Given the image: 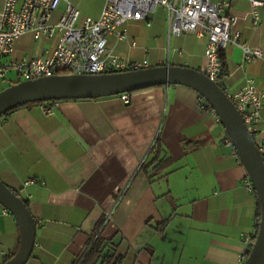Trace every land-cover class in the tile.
<instances>
[{
	"label": "crops",
	"instance_id": "1",
	"mask_svg": "<svg viewBox=\"0 0 264 264\" xmlns=\"http://www.w3.org/2000/svg\"><path fill=\"white\" fill-rule=\"evenodd\" d=\"M4 0H0V8ZM80 20L96 19L106 0H68ZM229 1L241 16L246 0ZM65 8L61 2L50 22ZM253 28L240 20L241 41L264 54V8ZM125 24L128 37H110L106 49L146 67L179 66L203 72L206 39L169 35L165 10ZM55 39L26 34L13 44L16 59L51 52ZM220 80L229 95L252 79L264 92V56L246 61L236 45L224 50ZM14 73L0 92L13 85ZM6 85V86H5ZM182 85L119 96L63 100L44 114L38 103L0 119V181L26 202L35 220L26 264H75L99 236L121 264H243L254 238L259 205L216 115ZM264 145V108L251 133ZM168 159V160H167ZM35 182L24 187L27 180ZM0 206V264L19 245L13 217Z\"/></svg>",
	"mask_w": 264,
	"mask_h": 264
},
{
	"label": "built area",
	"instance_id": "2",
	"mask_svg": "<svg viewBox=\"0 0 264 264\" xmlns=\"http://www.w3.org/2000/svg\"><path fill=\"white\" fill-rule=\"evenodd\" d=\"M246 1L249 8L239 17L230 13L229 1L106 0L98 18L80 20L79 10L68 0H4L0 8V80L9 79L11 73L15 75L13 84H16L59 75V72L97 75L142 69L147 65L145 60L126 62L107 51V41L110 37L127 39V22L142 21L149 26V16L157 8H163L170 36L192 34L206 39L203 73L218 84L222 71L219 52L228 45L238 46L246 61L264 56L260 48H251L241 41V32L237 28L240 20L248 21L253 28L259 26V10L264 8V0ZM61 2L65 3L63 13L55 23H51V17ZM26 34L32 35L35 40L55 39L53 50L39 57L14 58L13 44ZM227 96L251 134L264 108V92L252 79H248L241 90ZM119 97L124 104L130 102V94ZM197 101L202 110L214 113L203 97L198 95ZM52 103H40L41 111L50 114ZM225 144L231 145L228 138ZM258 150L264 158V145H260ZM233 152L238 158L235 150ZM34 182L33 179L27 180L23 186ZM245 183L246 189H253L248 177ZM3 212L8 213L6 210ZM253 240L247 235L244 237L245 244L250 248Z\"/></svg>",
	"mask_w": 264,
	"mask_h": 264
},
{
	"label": "water",
	"instance_id": "3",
	"mask_svg": "<svg viewBox=\"0 0 264 264\" xmlns=\"http://www.w3.org/2000/svg\"><path fill=\"white\" fill-rule=\"evenodd\" d=\"M169 85L186 86L203 97L230 140L259 205L257 231L243 264H264V158L227 94L203 72L179 66H159L97 75L40 77L2 90L0 117L16 107L32 103L99 99ZM0 206L13 217L19 232L17 251L2 264H26L35 244V220L26 202L1 181Z\"/></svg>",
	"mask_w": 264,
	"mask_h": 264
},
{
	"label": "trees",
	"instance_id": "4",
	"mask_svg": "<svg viewBox=\"0 0 264 264\" xmlns=\"http://www.w3.org/2000/svg\"><path fill=\"white\" fill-rule=\"evenodd\" d=\"M224 51L219 52V59L221 63V75L220 80L224 75V65H225V58H224ZM62 72H59L61 74ZM109 73H117V72H109ZM218 86L222 88V86L218 83ZM223 89V88H222ZM132 94V93H131ZM40 104V103H38ZM16 107L7 113H5L3 116L0 117L2 119L3 117L8 116L10 113L14 112L15 110L21 108ZM168 160V159H167ZM258 221H259V210L258 215L256 219V230L258 227ZM110 243V242H109ZM105 240H102L99 236H97L94 241L91 243L89 249L85 252L83 257L81 259H77L75 264H121V256L116 254V250H105L107 247V244H109ZM248 254V252H247ZM11 256H8L6 260H8Z\"/></svg>",
	"mask_w": 264,
	"mask_h": 264
},
{
	"label": "rangeland",
	"instance_id": "5",
	"mask_svg": "<svg viewBox=\"0 0 264 264\" xmlns=\"http://www.w3.org/2000/svg\"><path fill=\"white\" fill-rule=\"evenodd\" d=\"M68 74H70L69 72H62L61 74H59V75H68ZM3 81L2 80H0V83H2ZM6 86V85H5Z\"/></svg>",
	"mask_w": 264,
	"mask_h": 264
}]
</instances>
